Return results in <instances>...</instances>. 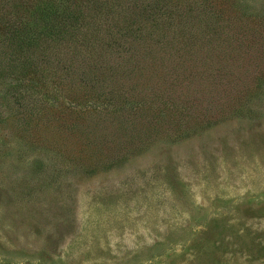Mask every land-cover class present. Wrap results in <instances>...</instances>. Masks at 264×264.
Wrapping results in <instances>:
<instances>
[{
	"label": "rangeland",
	"instance_id": "rangeland-1",
	"mask_svg": "<svg viewBox=\"0 0 264 264\" xmlns=\"http://www.w3.org/2000/svg\"><path fill=\"white\" fill-rule=\"evenodd\" d=\"M2 1L3 26L38 34L24 17L33 0ZM248 26L250 39L264 36ZM16 41H0V264H264V87H252V112L200 110V127L175 124L119 161L108 147L100 165L82 151L93 166L83 171L78 133L45 129L41 116L56 115L39 114L41 93L20 98L38 73Z\"/></svg>",
	"mask_w": 264,
	"mask_h": 264
},
{
	"label": "trees",
	"instance_id": "trees-1",
	"mask_svg": "<svg viewBox=\"0 0 264 264\" xmlns=\"http://www.w3.org/2000/svg\"><path fill=\"white\" fill-rule=\"evenodd\" d=\"M78 1L33 0L24 17L38 34L0 22V41L13 36L35 56L29 65L38 90L32 86L20 98L32 105L41 93L39 114L56 115L41 116L45 129L53 126L62 138L78 133L74 163L83 171L93 166L82 151L100 165L106 147L118 158L175 124L191 119L200 127V110L205 116L252 112L259 97L252 87H264V36L250 39L248 23L264 33V4L248 13L255 0ZM160 113L171 118L158 120Z\"/></svg>",
	"mask_w": 264,
	"mask_h": 264
}]
</instances>
